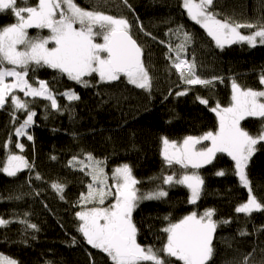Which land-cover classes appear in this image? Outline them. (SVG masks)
<instances>
[{"label":"trees","instance_id":"obj_1","mask_svg":"<svg viewBox=\"0 0 264 264\" xmlns=\"http://www.w3.org/2000/svg\"><path fill=\"white\" fill-rule=\"evenodd\" d=\"M37 3L38 0H28L30 6ZM75 3L129 22L130 34L142 50L151 87L137 88L123 76L118 81L101 83L95 74L84 78L90 86L83 87L46 66L29 73L26 78L34 87H38L36 80L47 82L59 107L51 109L48 100L17 93L21 100L35 101L29 104L36 112L34 122L22 137L15 135V129L26 119V111H17L14 120L10 97L0 109V168L9 155L23 156L31 166L15 177L0 172V219L9 222L0 225V255L18 264H112L78 231L81 221L76 213L92 207L81 201V194H87V185L92 181L85 175L89 169L79 170V161L87 163L86 157L91 154L102 162L112 191L113 170L124 164L130 166L138 181L134 185L138 196L155 192L158 186L167 191L165 197L138 201L132 213L138 229L137 243L142 247H162L166 233L161 229L169 220L176 223L193 211L200 215L212 209L217 228L208 264H264V210L251 215L236 213V207L247 201L248 191L234 174L231 158L217 153L199 169L169 166L163 158V139L180 145L188 136L219 130V119L211 109L217 104L230 106L233 80L242 88L264 90L259 82L264 73V44L257 38L255 47L242 43L225 45L221 50L189 18L183 0H127V5L123 0ZM18 4L22 6V0ZM210 10L230 23H252L257 27L264 24V0H213ZM14 22L10 12L0 13V29ZM256 30L239 28L242 35ZM29 32L31 37L49 35L47 30L39 33L30 28ZM185 33L191 37L190 43L185 41ZM97 42H101L99 37ZM181 60L188 63V72L174 67V62ZM181 72L184 78L212 82L189 85ZM65 92H75L79 99L69 100ZM180 92L185 94L177 95ZM198 97L208 104L200 103ZM241 126L256 134L261 120L249 117L241 121ZM27 135L33 139L28 140ZM16 143H22L23 150L16 148ZM205 145L210 146V141H203L197 148ZM257 147L246 173L253 194L264 205V147ZM220 170L224 176L216 175ZM194 171L204 183L200 199L191 204L184 185L163 181L168 175L178 178ZM53 183L63 186V199L52 188ZM111 202L112 197H107L105 206ZM21 221L36 225L38 230Z\"/></svg>","mask_w":264,"mask_h":264},{"label":"snow or ice","instance_id":"obj_2","mask_svg":"<svg viewBox=\"0 0 264 264\" xmlns=\"http://www.w3.org/2000/svg\"><path fill=\"white\" fill-rule=\"evenodd\" d=\"M123 2L127 5V0ZM212 6L213 0H199L198 3L183 0L189 18L207 32L218 48L222 50L225 45L244 42L255 47L257 38L259 43L264 44V24L257 27L252 23H230L227 18H217L219 14L210 10ZM6 11L15 17V22L0 29V109L4 108L10 97L14 120L17 111H26V119L15 129L17 137L26 135V129L33 124L36 112L29 108V104L35 101L21 100L15 90L25 97L50 101L51 109L59 107L47 82L36 80L34 82L39 87H34L26 78L38 68L46 66L83 87L90 86V82L84 78L95 74L101 83L118 81L123 76L129 84L150 90V78L141 60L142 50L130 34L131 26L126 19L83 9L75 0H38L35 6H30L28 0H22V6L18 0H0V13ZM29 28H46L50 35L29 37ZM239 28L257 30L250 35H242L237 30ZM97 37L102 42H97ZM184 39L191 42L187 33ZM20 45L22 49L18 48ZM183 63V60L174 62L177 71H180ZM8 77H12L13 81L6 82ZM181 77L184 78L183 72ZM184 79L189 85H207L212 82L199 78ZM259 82L264 85V73ZM231 88L230 106L221 107L217 104L211 109L219 119V130L215 133L208 131L199 137L188 136L180 145L165 138L163 158L169 166L176 164L183 169L189 166L199 169L210 163L217 153H226L234 161V174L239 177L240 184L248 189L247 202L236 207L235 211L251 215L254 211L264 210V205L253 194L246 173L250 159L259 150L257 146L264 147V90L242 88L235 80ZM64 95L69 100L79 99L75 92H65ZM200 103L207 105L208 101L200 99ZM249 117L261 120L260 130L256 134L249 133L241 126V121ZM27 139L31 141L33 137L27 135ZM203 141H210V146L197 148ZM15 147L23 150L24 145L16 143ZM86 161H79V170L89 169L85 175L91 176L92 182L87 185V194H81V201L92 207L78 211L76 217L81 221L78 231L88 245L105 253L112 264H208L213 256V239L217 228V221L213 220L214 210H205L200 215L193 211L176 223L169 220L167 226L161 229L166 233V242L162 247H142L136 239L138 229L132 219L133 210L138 201L165 197L167 191L158 186L155 192L138 196V190L134 188L138 181L132 176V170L127 164L113 170L111 179L115 191H112L102 162L95 160L91 154L87 155ZM29 167L23 156L9 155L7 164L0 168V172L15 177L18 172ZM216 175L224 176L225 172L220 170ZM174 177L175 174L168 175L163 182L186 186L190 190L189 203L195 204L200 199L204 183L198 172H184L178 178ZM36 178H40L38 174ZM52 188L61 199L64 198L61 184L53 183ZM109 196L112 202L105 206ZM21 222L36 229L34 224ZM7 223L0 219V225ZM0 264L18 262L0 255Z\"/></svg>","mask_w":264,"mask_h":264},{"label":"rangeland","instance_id":"obj_3","mask_svg":"<svg viewBox=\"0 0 264 264\" xmlns=\"http://www.w3.org/2000/svg\"><path fill=\"white\" fill-rule=\"evenodd\" d=\"M194 2H196V3H198L199 2V0H194ZM186 13H187V11H186ZM76 27H79V25H76ZM33 29H37V28H33ZM38 30V32L39 33H41L42 32V30H47V31H49L48 29H37ZM238 31H239V29H237ZM30 28L29 29H27V32H28V36L29 37H31V34H30ZM49 35H50V32H49ZM40 36H42V35H40ZM98 38V37H97ZM96 38V39H97ZM100 40H101V42H102V39L100 38ZM244 43H246V42H244ZM235 44H242V43H235ZM247 44V43H246ZM49 47H51L50 45H49ZM18 48H23V46L22 45H20V46H18ZM9 67H11V66H9ZM184 68H183V66L181 65V69H180V71H186V72H188L189 71V66H188V69L187 70H183ZM13 81V78L12 77H8V78H6V82H12ZM38 87H39V85H38ZM17 93H21V92H19L18 90H15V94H17ZM23 96H24V94L23 93H21ZM25 97V96H24ZM30 98H32V97H30ZM10 99V98H9ZM168 151L169 152H171L172 151V149L171 148H169L168 149ZM225 155H227L226 153H224ZM228 156V155H227ZM229 157V156H228ZM8 159V158H7ZM7 162V161H6ZM234 162V161H233ZM7 163H5V165H6ZM189 167H191V166H189ZM239 178V177H238ZM186 187V186H185ZM135 188V187H134ZM187 188V187H186ZM188 189V188H187ZM188 191H189V194H190V190L188 189ZM247 191H248V189H247ZM247 202V201H246ZM245 202V203H246ZM192 204V203H191ZM134 211V210H133Z\"/></svg>","mask_w":264,"mask_h":264},{"label":"bare ground","instance_id":"obj_4","mask_svg":"<svg viewBox=\"0 0 264 264\" xmlns=\"http://www.w3.org/2000/svg\"><path fill=\"white\" fill-rule=\"evenodd\" d=\"M183 61H184V63L182 64L183 68L188 69V63L185 60H183Z\"/></svg>","mask_w":264,"mask_h":264},{"label":"water","instance_id":"obj_5","mask_svg":"<svg viewBox=\"0 0 264 264\" xmlns=\"http://www.w3.org/2000/svg\"><path fill=\"white\" fill-rule=\"evenodd\" d=\"M141 60H142V62H143V53H142V55H141Z\"/></svg>","mask_w":264,"mask_h":264}]
</instances>
